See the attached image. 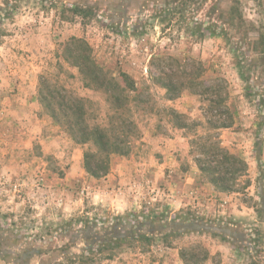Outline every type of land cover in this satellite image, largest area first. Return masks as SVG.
I'll use <instances>...</instances> for the list:
<instances>
[{
  "label": "rangeland",
  "instance_id": "obj_1",
  "mask_svg": "<svg viewBox=\"0 0 264 264\" xmlns=\"http://www.w3.org/2000/svg\"><path fill=\"white\" fill-rule=\"evenodd\" d=\"M73 7H91L93 16L67 12L62 19V10ZM230 9L236 17L227 24ZM195 21L202 28L214 25L221 36H190ZM259 36H264V0H0V264H138L196 245L208 251L212 264L233 252L243 264H264ZM71 37L84 38L109 74L128 75L138 96L130 105L141 138L129 156L111 157L109 173L99 179L83 169L87 146L76 145L37 101L38 78L49 74L87 99L94 122L105 125V96L84 89L77 71L59 57ZM192 61L200 62L205 86L224 81L227 113L221 119L229 113L231 127L210 129L207 121L217 119L205 113L204 96L186 91L165 100L156 79L189 73ZM169 109L183 114L189 127L175 128ZM208 135L246 163L237 192H217L199 172L196 146ZM151 213L184 219L177 227L182 235L168 238L169 247L159 235L173 230L170 224L160 228L166 221L151 229L159 236L150 241H114L118 234H108L118 216L134 214L140 222ZM143 222L145 233L149 221Z\"/></svg>",
  "mask_w": 264,
  "mask_h": 264
},
{
  "label": "trees",
  "instance_id": "obj_2",
  "mask_svg": "<svg viewBox=\"0 0 264 264\" xmlns=\"http://www.w3.org/2000/svg\"><path fill=\"white\" fill-rule=\"evenodd\" d=\"M67 12L82 18L93 16L91 7H73L62 10V19H67L65 18ZM235 17L234 10L230 9L228 18L224 22L233 23ZM201 26L195 21L193 28L189 30V35L203 39L221 36L222 34V31H216L212 24L203 28ZM132 34L137 36L134 30ZM259 38L264 47V36H259ZM61 49L62 56H59L60 59L77 71L82 87L100 92L105 96L109 105L107 121L105 125L94 122L96 117H94V112L89 106L90 102L68 92L63 86L55 83L49 74H42L38 78L37 101L44 114L63 130L76 145L87 146L83 153V169L91 178L99 179L109 173L111 157L129 156L134 148V143L141 138L140 130L133 119L134 107L130 105L133 100L138 101V96L134 95L136 92L135 84L124 73H118L116 77L104 70L94 59L92 48L84 38L71 37L62 45ZM166 60L172 65L177 64V60L170 56ZM57 65L59 66V64ZM176 66L178 67V64ZM203 73L204 70L200 62L192 61L189 73L185 71L171 74L163 73L162 77L156 79V82L165 91V100L167 101L177 99L186 91L195 96H204V100L208 103L205 113L217 119L215 123L210 119L207 121L210 129L229 128L232 125L229 113L226 115L228 116L227 119H221V116H225L227 113L224 103L228 96L223 86L224 81H221L223 82L222 85L205 86L201 79ZM167 114L175 128L184 130L189 127L183 114L172 109H169ZM197 144L196 149L200 157L195 159V163L199 172L206 177L217 192L225 194L237 192L235 183L238 179L246 176V163L238 156L222 148L216 135H208ZM260 152L259 150L258 156ZM260 177L262 179V198L259 207L264 208V174L261 173ZM249 185V181L244 184L245 187ZM258 211L260 212V210ZM142 217V221L135 222L136 216L134 214L118 216L114 219L113 224L107 228L108 234H118L114 241L124 239L150 241L155 236L160 235V240L166 247L171 245L168 238L182 235L181 229L177 227L178 224L184 222V219L179 216L169 219L151 213ZM131 220L134 222L133 224L130 223ZM146 220L149 221V227L144 233L142 229L145 222L143 221ZM164 221H166L165 226L160 228H166V224H170L171 229H173L170 233L154 235L150 232L154 226L162 225L161 222ZM245 253L250 255V249H246ZM178 257L182 264H204L209 258V253L202 246L196 245L192 248H181L178 251Z\"/></svg>",
  "mask_w": 264,
  "mask_h": 264
},
{
  "label": "crops",
  "instance_id": "obj_3",
  "mask_svg": "<svg viewBox=\"0 0 264 264\" xmlns=\"http://www.w3.org/2000/svg\"><path fill=\"white\" fill-rule=\"evenodd\" d=\"M169 250H171L169 254L166 253L164 254V256L160 255L158 258H154V257L152 259L147 258L148 259L147 262H141L138 264H182V262L178 257V250L175 249H169ZM250 255H247L248 259L250 258L249 257ZM236 256L237 255H235L234 252L232 254H229L227 258L226 256H221L222 260L217 264H243L242 260L241 261L236 260ZM205 264H212V263L211 261H206Z\"/></svg>",
  "mask_w": 264,
  "mask_h": 264
},
{
  "label": "water",
  "instance_id": "obj_4",
  "mask_svg": "<svg viewBox=\"0 0 264 264\" xmlns=\"http://www.w3.org/2000/svg\"><path fill=\"white\" fill-rule=\"evenodd\" d=\"M212 230L219 232L221 234H226V235L230 234V231L228 229L213 227Z\"/></svg>",
  "mask_w": 264,
  "mask_h": 264
}]
</instances>
